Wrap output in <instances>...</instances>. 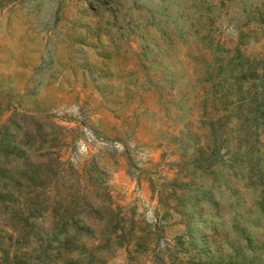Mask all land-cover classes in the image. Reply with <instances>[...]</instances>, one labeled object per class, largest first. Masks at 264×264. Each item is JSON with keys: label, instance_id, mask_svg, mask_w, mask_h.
<instances>
[{"label": "rangeland", "instance_id": "374dc122", "mask_svg": "<svg viewBox=\"0 0 264 264\" xmlns=\"http://www.w3.org/2000/svg\"><path fill=\"white\" fill-rule=\"evenodd\" d=\"M0 264H264V0H0Z\"/></svg>", "mask_w": 264, "mask_h": 264}]
</instances>
